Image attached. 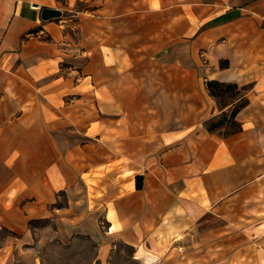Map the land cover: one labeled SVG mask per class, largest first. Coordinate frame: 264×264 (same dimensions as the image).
I'll return each instance as SVG.
<instances>
[{"label":"crops","instance_id":"crops-1","mask_svg":"<svg viewBox=\"0 0 264 264\" xmlns=\"http://www.w3.org/2000/svg\"><path fill=\"white\" fill-rule=\"evenodd\" d=\"M263 35L264 0H0V264H45L79 235L96 264L200 262L205 221L225 237L248 215L256 245ZM209 81L243 94L222 107ZM244 102L238 131L207 128Z\"/></svg>","mask_w":264,"mask_h":264},{"label":"rangeland","instance_id":"rangeland-1","mask_svg":"<svg viewBox=\"0 0 264 264\" xmlns=\"http://www.w3.org/2000/svg\"><path fill=\"white\" fill-rule=\"evenodd\" d=\"M66 16L69 17L68 11H66ZM77 23L78 21H73L71 25L77 24ZM73 36L76 37V35L74 34ZM76 40H78V37L76 38ZM223 64L224 63H222V67H223ZM221 90H222L221 92L222 94L219 97H217V99L221 103L222 107L229 104L234 99H236L238 96L243 94V90L241 91L237 86H233L232 88L225 87V88L217 89L216 92L220 93ZM241 106L242 104L229 110L228 112L224 113L223 115L219 117L211 119L207 124L208 126L207 128L211 132L216 133L221 136H228V135L235 133L236 131H238L239 125L235 122V120L233 121L231 119V115H232V112L236 108L240 107L241 109L243 107ZM242 217H244L245 219H248V222H249L248 224H250L247 231H250L249 230L250 227L255 225V223L252 224V222H254V219L262 218V216H256V215H248V216H242ZM205 222H207V225L204 226L203 230L201 231V240L203 241L200 242L201 243L200 245H198L197 247H194V250L198 252L200 256L203 255L205 260L204 261L201 260L199 262V259L192 260L191 257L185 258V256L183 255V259H181V262H182L181 264H228L229 258L233 255L234 251H236L239 248L244 247L246 243H252L251 239H249L246 236V234H250V232L242 231L243 230L242 228L232 230L225 237H222L220 235L216 236L213 231V229L217 227L215 224L217 222H212V221H205ZM103 226L106 229L107 224H104ZM6 235L7 234L3 232L0 237L4 238ZM205 241H212V242H209V247H207V245H204L205 247L203 248L202 245L207 243ZM256 241H255L256 245H255L254 250L256 251L255 254L257 255V249H260L262 252H264V234L262 235V237L258 238ZM72 245H71L72 247L68 249H62L57 246H53V244H51V250L46 249L45 251L46 253L45 254V258H46L45 264H96L95 256L97 255L96 253L97 246L95 243L89 240H86V236L79 235L77 240H75ZM186 250H187L186 248H182L181 250L176 249L175 252L178 251L181 254L185 253V255H192L191 252L186 251ZM248 250L249 249H244L242 251L243 253L246 252V254H248L247 252ZM134 251L135 249L133 248L118 247L117 254L131 256L137 253L136 251L135 252ZM111 252L115 253L116 250H113ZM108 264H114V263L109 262Z\"/></svg>","mask_w":264,"mask_h":264},{"label":"bare ground","instance_id":"bare-ground-1","mask_svg":"<svg viewBox=\"0 0 264 264\" xmlns=\"http://www.w3.org/2000/svg\"><path fill=\"white\" fill-rule=\"evenodd\" d=\"M263 52H264V35L263 37L259 38L253 43L247 57L249 60H251V62H253L254 60L256 62V60L263 58L262 55ZM254 248H255V244H251L243 248L237 249L234 252L232 259L228 264H258V259H257V255L255 254L256 251L254 250ZM244 249H249L247 251L248 254H246V252L243 253L242 250ZM144 253L145 252L141 250V252L138 255L139 258H143L145 255Z\"/></svg>","mask_w":264,"mask_h":264},{"label":"trees","instance_id":"trees-1","mask_svg":"<svg viewBox=\"0 0 264 264\" xmlns=\"http://www.w3.org/2000/svg\"><path fill=\"white\" fill-rule=\"evenodd\" d=\"M228 65V63L226 62V63H224L223 64V67H226ZM207 86H208V89H209V91H210V93H211V95L213 96V97H219L222 93V90L220 91V93H217L216 92V90L217 89H221V88H225V87H227V88H232L233 87V85H227V84H222V83H219V82H216V81H209L208 83H207ZM244 105H246V102H244L243 104H242V106L244 107ZM241 106V107H242ZM240 111V107L239 108H236L233 112H232V115H231V119L234 121L235 120V117H236V115L238 114V112Z\"/></svg>","mask_w":264,"mask_h":264},{"label":"water","instance_id":"water-1","mask_svg":"<svg viewBox=\"0 0 264 264\" xmlns=\"http://www.w3.org/2000/svg\"><path fill=\"white\" fill-rule=\"evenodd\" d=\"M62 16H63V12L57 9L42 8L41 10V19L43 21L58 19L61 18Z\"/></svg>","mask_w":264,"mask_h":264}]
</instances>
